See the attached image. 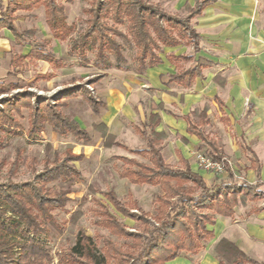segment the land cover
I'll list each match as a JSON object with an SVG mask.
<instances>
[{
	"label": "trees",
	"instance_id": "1",
	"mask_svg": "<svg viewBox=\"0 0 264 264\" xmlns=\"http://www.w3.org/2000/svg\"><path fill=\"white\" fill-rule=\"evenodd\" d=\"M212 1L214 0H196L188 15L182 17L145 0H91L86 9L88 26L78 37H73L74 25L66 21L61 0H11L3 10L0 27H7L18 33L13 24L14 12L18 9H31L43 3L45 21L53 38L68 41V56L76 57L85 64L93 63L103 70L111 67L129 70L124 64L122 44L117 40L122 38L129 41L135 49L132 70L142 74L148 68L161 63L160 54L164 47L192 44L194 53L200 50L199 35L192 27L190 19L200 14L204 6ZM89 51H95L92 62L87 57ZM110 53L114 54L115 64L110 61ZM166 58L178 64L179 61L193 59V55L168 53ZM37 59L45 60L54 67L64 66V62L55 58L46 44L32 48L26 55H17L12 59L11 66L22 60ZM210 64L209 60L198 56L194 65L178 67L170 75V80L184 88L190 87L194 78L200 76L203 68ZM106 74L102 72L93 81L96 82ZM4 90L0 84V93ZM26 95L29 97V93ZM88 99L91 110L98 113L103 103L92 101L89 97ZM17 105L18 103H6L4 110H0V130L17 134L11 129L18 126V123L7 113L11 108L18 109ZM62 105L63 102H57L54 108L41 107L32 110L27 137L37 139L47 122L59 134H71L77 139L88 141V132L61 110ZM161 107V104L151 105L152 111L146 122L134 125L135 131L145 140L142 148L127 147L114 135L106 133L105 129L101 134L103 146H120L149 161L146 164L125 156H113L123 162L118 169L121 177L136 184L160 186V192L156 193L153 200V219L158 224L149 221L148 214L145 213L141 216L143 230L126 232V224L112 214L105 204L95 199L96 207L91 210L98 218L94 220V224L123 238V242L117 244L104 238L99 246L98 239L79 231L74 244L59 257L62 264H165L183 252L200 251L204 243L213 237V231L207 225L214 223L215 213L232 216L239 199L257 198L256 188L261 183L234 181L232 170L226 163L225 169L230 180L212 187L206 186L202 176L192 171L183 157H179L181 167L166 163L161 153L166 135L156 130L160 117L157 112H153ZM192 116H198L201 121L204 119V110H195ZM185 118L189 123V131L196 133L209 144L216 152L214 158L221 160L223 153L216 142L205 134L200 122L191 121L189 116ZM95 126L105 128L104 124ZM5 145L6 142L0 140V148ZM79 157L80 154L65 152L63 159H60L54 152L53 158L49 160L46 154L42 170L35 173L32 179L22 182L11 179L0 181V264H47L51 260L46 240L40 234L44 231L45 223H52L50 210L63 207L67 198L64 191L52 192L47 184L60 178L79 175L68 163ZM18 159L15 158L12 162L11 173L15 171ZM103 195L117 212L131 217L126 201L119 199L110 190ZM215 249L220 256L217 264H225L226 261L233 264H264L249 258L225 238L218 241Z\"/></svg>",
	"mask_w": 264,
	"mask_h": 264
},
{
	"label": "crops",
	"instance_id": "2",
	"mask_svg": "<svg viewBox=\"0 0 264 264\" xmlns=\"http://www.w3.org/2000/svg\"><path fill=\"white\" fill-rule=\"evenodd\" d=\"M9 1L0 0V18ZM145 1L183 17L188 15L196 0H170L167 6L156 0ZM180 9L184 13L179 12ZM25 13L26 10L16 11L19 15L14 21L17 28L23 19H27ZM190 23L199 35L200 50L197 53L193 52L192 44L164 47L160 54L161 63L142 74L133 71L123 76L121 82H116L107 72L101 79L103 81L104 78L105 85H98V92L104 99L98 113H94L89 105L80 110L68 103L63 112L84 129H87L84 116H88L91 124H104L106 133L114 135L127 147L142 148L145 140L135 131L134 125L146 122L152 111L151 105L161 104L162 107L153 112L160 117L156 130L166 135L161 147L166 163L181 167L179 157H183L192 171L202 176L207 187L230 180L226 169L214 172L201 167L197 154L214 157L216 152L196 133L189 131L185 118L189 116L191 121L200 122V127L216 142L223 156L234 158L237 163L234 169L231 168L234 181V177L240 175L241 181L260 182L259 186L264 187V0H214L191 18ZM48 35L44 33L43 39L49 40ZM53 41L55 44L49 41L51 47L48 48L47 44V48L60 59L61 55L56 56L54 48L59 44L58 40L53 38ZM183 47H190L191 52L184 53L181 51ZM32 48L31 41L23 42L11 29L0 27V81H11L9 71L13 57L26 55ZM168 53L193 55V59L177 64L166 58ZM198 56L211 64L203 68L202 74L194 78L190 87L184 88L170 80V75L178 67L194 65ZM38 62L41 73L50 76L49 81L63 76L61 70L65 66L53 68L45 60L38 59ZM185 62L190 64L186 66ZM121 72L128 73L125 70ZM79 95L82 96L79 93L70 98ZM195 110H204L203 120L192 116ZM121 117L129 125H125ZM98 140V146L111 151L112 156L127 153L120 146H103L101 135ZM114 178L122 196L132 193L133 199H138L134 191L139 186L151 187L154 193L160 192L159 185L132 183L117 174ZM257 198L239 199L232 216L215 213L214 223L207 225L213 231V237L200 251L183 252L165 264H217L220 258L215 248L221 238L235 244L249 258L264 263V205L258 204ZM153 200L152 197L144 211H154Z\"/></svg>",
	"mask_w": 264,
	"mask_h": 264
},
{
	"label": "rangeland",
	"instance_id": "3",
	"mask_svg": "<svg viewBox=\"0 0 264 264\" xmlns=\"http://www.w3.org/2000/svg\"><path fill=\"white\" fill-rule=\"evenodd\" d=\"M149 1L155 2V0ZM156 1L167 6L170 0ZM61 2L64 4L66 21L74 25L72 36L78 37L88 26V13L86 9L90 6L91 0H61ZM184 5L185 3H182V6ZM139 9L141 10L140 7ZM21 10L27 11V13H25L27 21L23 19V23L17 28L14 23L15 19L19 16L16 14V10L14 12L15 19L13 20V24L18 33L14 31L13 33L18 35L23 42L31 41L34 47L45 44L46 46L48 44V48L51 47L49 41H54L53 36H51L52 34L50 35L51 32L46 21L44 22L45 5L41 3L31 9ZM179 12L184 13V10L180 9ZM120 28L124 29L123 26H120ZM44 33L49 34V40L43 39L42 36ZM117 40L122 44V54L125 57L124 64L129 67V70L125 71H128V73L121 72V69L114 67L103 70L97 68L93 63L85 64L82 61H78L76 57L68 56V41L58 40L57 43L59 44L54 45V48H56V56L57 54L61 55L60 60L62 59L64 61L65 66L61 70L63 76L60 79L49 81L48 79H50V76L41 73L42 68L41 66L39 67L37 59L34 61L22 60L19 61V63L13 64L9 71V77H12L11 81H0V84L5 88L4 92L0 93V110H4L6 103H18V109L11 108L7 110L11 118L18 123V126L11 129L13 131L15 130L17 134L6 132V130H0V140L6 142V145L0 148L1 182H5L8 179L16 182L32 179L35 173L42 170L46 154H48L49 160L53 158L54 152L58 154V158L60 159H63L65 152L80 154L78 159L68 161V163L79 172V175L60 178L47 184L52 192L64 191L67 198L63 207H55L50 210L53 216L52 223H45L44 231L40 234V237L46 240L51 255V260L47 264H62L59 257L65 254L67 248L74 244L76 235L79 231L98 239L99 246L102 245L104 238H108L117 244L123 242V238L117 237L111 234L107 229L94 224V220L98 218L91 210L96 207L94 203L95 199L105 204L112 214L126 224V232L142 231L144 222L141 216L145 213L148 214L149 221L158 224V221L153 219L155 211L146 212L143 210V208L148 207L151 198H155L154 196L156 193H154L151 187L139 186L136 188V192L134 191V193L139 196L138 199H133L132 193L126 196L121 195L116 186V179L114 176L116 174L119 175L118 169L123 162L120 159L113 158L111 151L103 150L101 146H98V138L105 128L103 126L97 127L95 123L91 124L88 116H84L88 129L85 130L88 132V136H91L88 141L77 139L71 134H59L53 131L51 124L47 122L37 139L32 140L27 137L29 115L32 110L41 107L54 108L57 102H63L61 106L62 111L65 109V106H67V103L70 106L72 105L74 109H86V106L89 105L88 97L91 98L92 101H104L103 97H101L98 92L99 83L100 85H105L104 78L103 81H101L102 78H100L94 82L93 80L97 78L96 76L102 72H108L110 76L114 77L116 82H121L122 79H124L122 78L123 76H128L133 72L132 58L135 49L129 41L122 38H118ZM55 42L53 44H55ZM181 51L184 53L191 52L190 47H183ZM16 56L17 55H15V57ZM94 56L95 51L87 52L89 61L92 62ZM109 57L112 64H115L114 54L110 53ZM183 64L187 66L190 62H185ZM88 86L93 88V92L90 91ZM26 93H29V97ZM73 93H75V95L80 93L82 96L79 95L77 98H70L74 96L72 95ZM19 102L25 103L21 104ZM121 120L125 125H129L125 118L121 117ZM101 142L103 145V140ZM133 144H135V142H133ZM125 151H127L126 154L118 156L132 158L139 162H145L146 164L149 163V161L146 158L144 159L141 155L131 153L128 149H125ZM223 157L230 160L231 166H229V168L234 169L235 164H237L234 158L232 159L231 155H224L222 158ZM15 158L16 160L17 158L19 159L15 171L11 173V164ZM132 168L136 167L132 166ZM237 172L240 174V171L237 170ZM240 178V175L234 177L236 181H241ZM109 190L113 191L119 199L128 203L130 207L128 213L131 217L117 212L111 204H109L103 195L104 192ZM257 201L258 204L262 205V200L257 198ZM225 264L233 263L226 261Z\"/></svg>",
	"mask_w": 264,
	"mask_h": 264
},
{
	"label": "built area",
	"instance_id": "4",
	"mask_svg": "<svg viewBox=\"0 0 264 264\" xmlns=\"http://www.w3.org/2000/svg\"><path fill=\"white\" fill-rule=\"evenodd\" d=\"M90 91L93 92V88L88 86ZM197 159L199 160V163L202 168L206 170H211L214 172H222L225 169V163L228 166H231V162L227 158H222L221 160L215 159L214 157H211L209 155H206L204 153H198ZM256 195L257 197L262 200V205H264V187L258 186L256 189Z\"/></svg>",
	"mask_w": 264,
	"mask_h": 264
}]
</instances>
